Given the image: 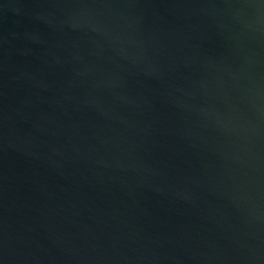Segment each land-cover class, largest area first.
Instances as JSON below:
<instances>
[{
	"label": "water",
	"instance_id": "95a60500",
	"mask_svg": "<svg viewBox=\"0 0 264 264\" xmlns=\"http://www.w3.org/2000/svg\"><path fill=\"white\" fill-rule=\"evenodd\" d=\"M0 264H264V0H0Z\"/></svg>",
	"mask_w": 264,
	"mask_h": 264
}]
</instances>
